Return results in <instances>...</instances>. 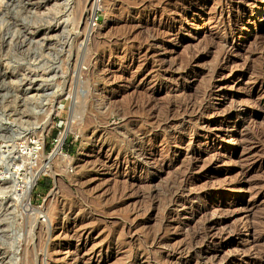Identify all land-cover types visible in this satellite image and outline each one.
<instances>
[{
	"label": "rangeland",
	"instance_id": "1",
	"mask_svg": "<svg viewBox=\"0 0 264 264\" xmlns=\"http://www.w3.org/2000/svg\"><path fill=\"white\" fill-rule=\"evenodd\" d=\"M133 263L264 264V0H0V264Z\"/></svg>",
	"mask_w": 264,
	"mask_h": 264
},
{
	"label": "bare ground",
	"instance_id": "2",
	"mask_svg": "<svg viewBox=\"0 0 264 264\" xmlns=\"http://www.w3.org/2000/svg\"><path fill=\"white\" fill-rule=\"evenodd\" d=\"M100 88V87H99ZM205 91V90H204ZM103 97V96H102ZM103 101V100H102ZM111 101V100H110ZM100 102V101H99ZM107 102V101H106ZM104 103V102H103ZM110 103H112V102H110ZM114 103V102H113ZM109 105V104H108ZM115 105V104H114ZM106 106V105H105ZM52 122V121H51ZM132 129L133 128H131V129H129V130H131L132 131ZM130 133V132H129ZM128 134V133H127ZM130 136V135H129ZM136 136V135H135ZM134 142V141H133ZM62 145H63V139H61L60 140V142H59V144H58V146L56 147V150H55V155H53V156H55V160L54 161H50V162H47V163H45V164H43L42 166H41V168L39 169L38 168V170L37 171H34V173H32L31 174V177H29V179H27V181L25 182V184H23L22 185V187H20V188H22V190L20 191V193L19 194H21V200L23 201V206L25 207V209H26V211H30V213H32L33 211H35V212H37V214H41L42 213V215L43 216H48V214L47 213H49V212H47L48 210L46 209L45 210V208H36L34 205H33V203H32V198H31V195H32V191H33V188H34V186H35V183H36V181H37V179L42 175V174H44V175H52L53 177H54V179L55 180H58L57 178H58V176H60V170H59V166H60V161H59V163L57 164L56 162L58 161V159L59 158H66L67 157V155L66 154H64V152H63V147H62ZM44 146L43 145H39V149H42ZM137 147V146H136ZM119 150V149H118ZM142 149H141V147H138L137 148V152H139L140 154L139 155H143L144 153H142L141 154V151ZM50 155H52V154H50ZM41 156H42V154H41ZM44 156V155H43ZM138 156V155H137ZM139 157V156H138ZM48 159V158H47ZM138 159V158H137ZM145 160V161H144ZM48 161V160H47ZM136 161V160H135ZM138 161V162H137ZM136 162L138 163V164H142V166H145V163H146V159H139V160H137ZM45 162V161H44ZM65 161H63V163H64ZM62 164V163H61ZM147 164V163H146ZM63 165V164H62ZM64 165H65V163H64ZM145 169V168H144ZM60 179V178H59ZM61 181V180H60ZM56 183H58V181H56ZM56 186V185H55ZM56 188H57V186L53 189V191H52V193H51V195H53V194H55L56 193ZM179 200V199H178ZM49 217V216H48ZM48 219V218H47ZM204 219V218H203ZM207 222V221H206ZM210 222V221H209ZM204 223V222H203ZM199 224V223H198ZM203 225H206V223L205 224H203ZM203 225H201V226H203ZM193 227V226H192ZM159 228V227H158ZM200 231V230H199ZM197 232L196 233V238L197 239H201V238H206L207 237V234H209L208 232H207V225H206V227H202V230L200 231V232ZM187 234V233H186ZM155 236V235H154ZM158 236V235H157ZM188 236V235H187ZM157 238V237H156ZM154 239V238H153ZM152 239V240H153ZM161 240V239H160ZM191 240V239H190ZM192 241V240H191ZM202 241V240H201ZM205 241V240H204ZM162 242V241H161ZM165 242V241H164ZM183 242V241H182ZM195 243V242H194ZM209 245V244H208ZM188 246V245H187ZM189 246H190V244H189ZM195 246V245H194ZM193 246V247H194ZM193 247H192V245H191V248L193 249ZM183 248H185V247H183ZM191 248H189V249H191ZM195 248V247H194ZM174 249V248H173ZM181 250V249H180ZM175 251V250H174ZM173 251V252H174ZM140 254V253H139ZM173 254V253H172ZM142 255V254H141ZM135 256V255H134ZM141 257V256H140ZM134 258V257H133ZM198 259V258H197ZM207 259V258H206ZM207 262H208V260H207ZM196 263V262H195ZM134 264V263H133ZM203 264V263H202ZM205 264V263H204ZM206 264H209V263H206Z\"/></svg>",
	"mask_w": 264,
	"mask_h": 264
},
{
	"label": "built area",
	"instance_id": "3",
	"mask_svg": "<svg viewBox=\"0 0 264 264\" xmlns=\"http://www.w3.org/2000/svg\"><path fill=\"white\" fill-rule=\"evenodd\" d=\"M38 180V179H37ZM37 184V181H36V183H35V185Z\"/></svg>",
	"mask_w": 264,
	"mask_h": 264
}]
</instances>
